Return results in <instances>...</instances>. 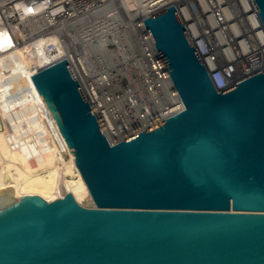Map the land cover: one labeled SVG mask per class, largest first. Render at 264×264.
<instances>
[{"label": "water", "instance_id": "obj_1", "mask_svg": "<svg viewBox=\"0 0 264 264\" xmlns=\"http://www.w3.org/2000/svg\"><path fill=\"white\" fill-rule=\"evenodd\" d=\"M143 21L183 109L111 143L66 58L38 69L72 190L0 189V264H264V69L219 88L173 5Z\"/></svg>", "mask_w": 264, "mask_h": 264}, {"label": "built area", "instance_id": "obj_2", "mask_svg": "<svg viewBox=\"0 0 264 264\" xmlns=\"http://www.w3.org/2000/svg\"><path fill=\"white\" fill-rule=\"evenodd\" d=\"M169 5L219 88L264 69V24L251 0H0V31L12 39L8 48H0L5 52L0 55V122L14 132L27 129L25 109L21 103L12 105L23 101L24 91L33 97L26 85L27 53L58 49L69 54L70 59H61L66 58L111 143L182 110L143 21ZM225 11L235 22L231 32L246 35L236 45L248 53L247 70L233 80L234 67L227 68L233 63L217 55L223 47L212 24ZM19 49L24 51L10 56Z\"/></svg>", "mask_w": 264, "mask_h": 264}, {"label": "bare ground", "instance_id": "obj_3", "mask_svg": "<svg viewBox=\"0 0 264 264\" xmlns=\"http://www.w3.org/2000/svg\"><path fill=\"white\" fill-rule=\"evenodd\" d=\"M212 24L214 26V30H217V33L219 34L218 38L221 42V46L223 47L222 48L223 50L221 52L217 53V55L220 56V58L222 59L223 62H233L234 63L235 60H238L239 62H241L240 63L241 69H240L239 73H237L236 75H240L241 72H245L247 70V68H245L244 65L248 62L247 61L248 53L246 52L245 48L236 45V41L240 40L242 42V39H244L242 37L246 36L245 32H242L241 34L236 33V31L234 33L231 32L232 30L235 29V22L233 19H231V17L229 16V14L226 11L223 13L221 18H218L217 21L212 22ZM225 28H226V30H225ZM220 30H222V32H224L223 36H221ZM226 32H229V34H227ZM226 43H228V45H226ZM11 44H12L11 36L9 34L3 32V31H0V48H2V49L8 48L9 45H11ZM229 48L230 49L232 48V51H230ZM23 51H24V49H19L18 51L14 52V53L10 52L11 54L10 53L9 54H10V56L15 55V53L17 55H20L21 52H23ZM4 53L5 52L0 53V55H4ZM27 56H28L27 64L30 67L27 68V74L28 75H27L26 81L29 84H31L32 87H34V90H37L40 93L41 97L44 99L41 92L38 90V88L33 83L32 75L38 69L43 68L44 65H46L47 63H49L53 60L57 61L61 58H64L65 56H67L68 58L70 56H69V54H67L66 51L61 50V49H58L57 51L56 50L49 51V52H46L44 54L32 53L31 56L29 55V53H27ZM236 75H235V77H236ZM235 77L231 76V80L235 79ZM18 104H14V105H18ZM46 107L48 108V106H46ZM26 114H28V113H26ZM49 114L51 116V121L53 122L54 126L56 127L55 130L59 135V139H61L63 144L59 141L58 142L60 144H62L63 147H65L64 149L66 151L65 154L67 156V164H68L74 158V155L71 152L70 148L68 147L64 137L62 136L60 129H59V126L56 123L54 117L52 116V113L50 112ZM32 132H34V131H32ZM24 133L26 134V132H24ZM57 133H56V135H57ZM14 134H16V133H14ZM22 134H23V132H22ZM28 134H26V135H28ZM2 136H4V135H2ZM39 136H40V134H39ZM32 137L33 136H30L29 138H32ZM0 138H3V137H1V135H0ZM34 138H36L38 141L41 139L40 137L38 138L35 135H34ZM34 138H32V139H34ZM5 139L6 138H4V140ZM29 140L27 138H25V141H23V142H20V141H17V142L15 141L14 143L12 142L11 146L7 145V146L3 147V148H5L4 150H3V148L1 149V145L3 146L4 144H2V141H0V189L14 186L15 197H21L25 194H39L47 200H52L54 198H58V197L63 196L67 192H71L72 188H71L66 177H65V179L63 178L64 181L62 182V189H60V187H56L53 190L52 189L53 186L50 183L51 175L48 173V172H52V171H48V172L46 171L49 175L48 174L46 175L45 174L46 172L44 173V176H43V174H41V175L39 174L40 171H37V170L43 169V167H45V165H46V161L44 162L42 159L43 156H41L44 153H41V155H38L37 153L33 154V155H31V153L26 154L27 151L30 152L28 149L29 145L27 143ZM7 141H5L3 143H6ZM32 141H35V140H31V143L34 145V143ZM52 143H53V141H52ZM25 144H27V148L24 147ZM60 144L58 146H60ZM36 145H37V143H36ZM6 147H8V148H6ZM32 147L30 148V150L33 153L35 150H34V146H32ZM37 147H38V145H37ZM39 147L41 148V146H39ZM50 147H52V146H50ZM38 148H36V151L39 150V152L38 151L37 152L40 153L42 148L41 149L40 148L38 149ZM59 148L61 149V147H59ZM18 149L19 150L23 149L24 151H25V149H28V150H26V152L24 153L25 155L21 156L18 154L19 151H18V153L16 152ZM50 149H52V148H50ZM54 150H55V147H54ZM54 150H53V152H56ZM12 151L15 153V155H14V153H12ZM24 151H22V154ZM16 153H17V156H16ZM18 155L20 157H18ZM13 156H14V158H13ZM61 158L62 157H59V159H61ZM60 161L62 162V160H60ZM45 170H47V168H45ZM53 176H55V174Z\"/></svg>", "mask_w": 264, "mask_h": 264}, {"label": "rangeland", "instance_id": "obj_4", "mask_svg": "<svg viewBox=\"0 0 264 264\" xmlns=\"http://www.w3.org/2000/svg\"><path fill=\"white\" fill-rule=\"evenodd\" d=\"M240 63L241 62H239L238 60H235L233 64H228V67H227L228 70H231L234 67V74L232 75V77L233 76L235 77V75L237 73H239V71L241 69ZM26 85L28 86V88L30 90V93L32 92V96L33 97H31L30 94H28L26 91H24V93L27 94V95L26 96L24 95L23 101H17L16 103H13L12 105L21 103L20 105L22 106V108H24L25 109V112L28 113L27 114V116H28V119L27 120L28 121H26V123L24 125V126H26V128H27L26 130L27 131L24 130L23 131V134H22V132H14L12 130L11 126L5 127V126H3L2 122H0V135H1V137H3V138H0L1 139L0 141H2V144H4L3 146L1 145V149L3 147L7 146V145L8 146L9 145L11 146L12 145V142L13 143L15 141L16 142L17 141L23 142V141H25V138H27L28 140L30 139L27 142L28 145H29V148L28 149H29L30 152L27 151L26 154H28V153L30 154L31 153V155H33V154H36L37 153L38 155H41V153H44L41 156H43L42 157L43 161L44 162L46 161V165H45V167H43V169H40V170H37V171H40L39 174L40 175L43 174V176H44V173L46 171L47 172L48 171H52V172H48L51 175L50 183L53 186L52 189L54 190L56 187H60V189H62V182L64 181L63 178L65 179V177H66L63 171L66 170V166L65 165L67 164V156L65 154L66 151L64 149L65 147H63V145H62L63 143H62L61 139H59V135H58V133L55 130L56 127L54 126L53 122L51 121V116L49 114L50 111H49V108L46 107L47 104H46L45 100L41 97L40 93L37 90H34V87H32V85L29 84L27 81H26ZM11 86L12 85H10V87ZM32 131H34V132H32ZM24 132H26V134H28V133L29 134L26 135ZM55 132L57 133V135H56ZM14 133H16V134H14ZM39 134H40V136H39ZM2 135H4V136H2ZM34 135L36 137H38V138L40 137L41 139L38 141L36 138H34ZM30 136H33L32 138H34V139L29 138ZM4 138H6L8 141L6 139L4 140ZM31 140H35V141H32L34 143V145L31 143ZM5 141H7V142L6 143H3ZM52 141H53V143H52ZM58 141L61 142L62 144H60ZM35 142L37 143L38 147L41 146V148L43 149L42 150L39 147L41 149V152L40 153H38L39 150H37L38 152L36 151V148H38V147H37V145H36ZM59 144H60V146H58ZM30 146L31 147L34 146V150L35 151L33 150L34 151L33 153L30 150V148H31ZM50 146H52V147H50ZM24 147L27 148V144H25ZM54 147H55V150H54ZM59 147H61V149ZM6 148H8V147H6ZM50 148H52V149H50ZM4 149L5 148H3V150ZM23 149H20V150L18 149L16 152L18 153V151H19L18 154L21 155V156L22 155H25L24 153L28 149H25V151ZM53 150L56 151V152H53ZM22 151H24L23 154H22ZM12 153H14V152L12 151ZM17 153H16V156H17ZM14 155H15V153H14ZM19 155H18V157H20ZM59 157H62V158L59 159ZM13 158H14V156H13ZM60 160H62V162ZM45 168H47V170H45ZM47 172L45 173L46 175L48 174ZM54 174H55V176H53Z\"/></svg>", "mask_w": 264, "mask_h": 264}]
</instances>
